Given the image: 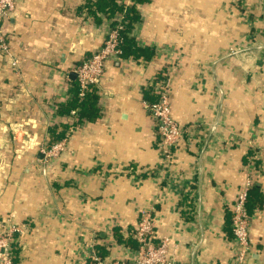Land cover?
<instances>
[{"label": "crops", "instance_id": "obj_1", "mask_svg": "<svg viewBox=\"0 0 264 264\" xmlns=\"http://www.w3.org/2000/svg\"><path fill=\"white\" fill-rule=\"evenodd\" d=\"M85 2L16 0L2 23L0 228L26 229L14 264H91V248L131 257L127 239L150 207L155 242L167 238L178 264H227L232 206L248 177L264 197V0L138 5L132 36L156 54L107 61L99 116L72 122L58 105L110 26L80 10ZM170 72L172 117L185 133L164 163L144 101ZM59 142V154L42 151ZM249 212L247 264H264V202Z\"/></svg>", "mask_w": 264, "mask_h": 264}, {"label": "built area", "instance_id": "obj_2", "mask_svg": "<svg viewBox=\"0 0 264 264\" xmlns=\"http://www.w3.org/2000/svg\"><path fill=\"white\" fill-rule=\"evenodd\" d=\"M16 0H0V47L7 50L6 36L4 34L2 23L9 17ZM129 2L130 0H126ZM123 14L116 15L114 20L117 23L108 27L107 35L102 46L95 51L92 56L80 64L74 71L79 82V96L90 91L93 86L99 85L100 79L104 73V67L107 61L121 60L122 51L120 49V29L123 28ZM232 49V48H231ZM170 74H162V77L153 79L150 83L157 99L153 102L144 101L145 107L151 113L156 127V133L160 136L159 148L163 155L164 163L168 162L172 155L173 149L183 139L185 127L179 124L173 117L171 111V100L169 93ZM72 122L80 120L79 108L70 111ZM65 149L63 142L56 143L42 151L48 157L57 155ZM252 184L249 177L246 185L237 195L232 206L231 232L232 245L231 257L227 264H247L248 257L253 250V242L250 239L251 214L247 207L248 191ZM152 207L141 213V218L133 230L132 236L136 241L135 247L131 250V257L108 259L99 254L94 249L91 252V264H178L174 250L170 248L169 240L163 239L161 243L155 242L156 231L154 228L155 220L152 216ZM26 229L20 225L9 221L0 228V264H14V240L16 234L23 233ZM93 246V245H91ZM201 259V256L198 255Z\"/></svg>", "mask_w": 264, "mask_h": 264}, {"label": "trees", "instance_id": "obj_3", "mask_svg": "<svg viewBox=\"0 0 264 264\" xmlns=\"http://www.w3.org/2000/svg\"><path fill=\"white\" fill-rule=\"evenodd\" d=\"M150 0H131V3L127 4L125 0H86L80 10L85 9L88 14L93 16L96 20H99L105 16L111 20L112 26L117 21L114 20L117 14H123V28L120 29V49L122 51L121 57H134L145 59L153 57L156 52L151 46H141L132 36V31L137 22L140 21L141 15L138 5L149 2ZM160 77V76H159ZM73 87L71 88V97L66 102H61L58 105V113L62 114L69 112L72 109L79 108L80 120L94 121L99 116L98 99L99 92L93 86L90 91L85 92L83 96H79L80 86L77 80H73ZM145 97L147 101L153 102L156 100L155 94L151 91V86L145 91ZM152 97V98H151ZM54 138L62 137V134H56ZM264 197L262 195L261 187L259 184H254L248 191L247 207L249 211H253L254 208L263 205ZM123 241L121 237L117 239ZM127 243L131 246H135L136 242L131 238L127 239Z\"/></svg>", "mask_w": 264, "mask_h": 264}, {"label": "rangeland", "instance_id": "obj_4", "mask_svg": "<svg viewBox=\"0 0 264 264\" xmlns=\"http://www.w3.org/2000/svg\"><path fill=\"white\" fill-rule=\"evenodd\" d=\"M231 48H232V49H231ZM231 48L229 49L230 53H228V54L230 55V57H235V58H236V56H237L236 53H232V51H235V50H234L233 47H231ZM248 50H249V49H245V48L243 49V51H248ZM230 59H231V58H230ZM220 120H221L220 118H217V121L220 122ZM224 120H225V122H228V120H227L226 118H225ZM3 164H4V163H3ZM1 166H2V165H1Z\"/></svg>", "mask_w": 264, "mask_h": 264}, {"label": "water", "instance_id": "obj_5", "mask_svg": "<svg viewBox=\"0 0 264 264\" xmlns=\"http://www.w3.org/2000/svg\"><path fill=\"white\" fill-rule=\"evenodd\" d=\"M252 261V259L249 261V263Z\"/></svg>", "mask_w": 264, "mask_h": 264}]
</instances>
